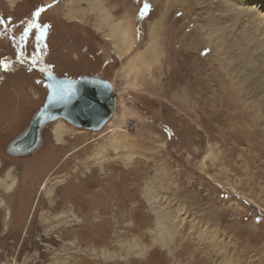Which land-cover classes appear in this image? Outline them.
<instances>
[{"label": "rangeland", "instance_id": "rangeland-1", "mask_svg": "<svg viewBox=\"0 0 264 264\" xmlns=\"http://www.w3.org/2000/svg\"><path fill=\"white\" fill-rule=\"evenodd\" d=\"M67 1L0 0V108L14 121L27 98L43 105L35 63L109 80L115 112L98 131L63 120L60 141L50 123L19 157L0 143V177L17 179L0 186V264H264V4L95 1L134 40L120 59L92 0L82 22ZM15 78L31 86L20 107Z\"/></svg>", "mask_w": 264, "mask_h": 264}, {"label": "water", "instance_id": "water-1", "mask_svg": "<svg viewBox=\"0 0 264 264\" xmlns=\"http://www.w3.org/2000/svg\"><path fill=\"white\" fill-rule=\"evenodd\" d=\"M47 96L44 104L34 114L27 128L8 145V152L25 155L34 152L42 143V128L57 119L71 125L98 131L115 112L112 84L98 75L77 78L57 76L50 69L44 70Z\"/></svg>", "mask_w": 264, "mask_h": 264}, {"label": "bare ground", "instance_id": "bare-ground-1", "mask_svg": "<svg viewBox=\"0 0 264 264\" xmlns=\"http://www.w3.org/2000/svg\"><path fill=\"white\" fill-rule=\"evenodd\" d=\"M10 4H13L14 5V3H15V0H7ZM80 0H68L67 1V4L69 5V7H70V10L66 13V16L67 17H69V18H73L74 20H76V21H78V22H82L85 18H86V14L85 13H87V11L85 12V11H83L84 9L83 8H81L80 7V5H79V2ZM91 0H88V2H90ZM95 1H98V0H92L91 1V3L92 4H94L95 3ZM250 1H254V0H250ZM258 2L261 4V5H263L264 4V0H258ZM97 3V2H96ZM101 3V2H100ZM150 3L151 4H155L156 5V3H157V0H150ZM222 3H223V1H219V2H217L216 4H215V6L216 7H220V6H222ZM91 4V5H92ZM71 5V6H70ZM102 4H99V2L95 5H93V7L91 6V8L92 9H90V11L91 10H98L97 12H96V15H98V16H102L103 17V19L100 21L99 20V18L98 19H96V20H98V22L96 23V28L97 29H101L102 28V24H103V22L104 23H107V24H109V25H111L113 28H112V34L110 35V36H107L106 37V39L108 40H111V38L110 37H115L116 39H115V43H121V45L123 46L120 50H119V53L120 54H118V56H119V58L120 59H122L123 58V53H125V52H127L128 51V49H130L132 46H133V43H134V40L130 37V35H129V32H128V27L127 28H125V26L124 25H122V21L120 22H116V23H114V22H112L111 21V18L109 17L110 16V14H109V16H108V12L106 11L105 12V9H103L104 7H103V5L101 6ZM90 6V5H89ZM166 6V5H165ZM181 7H183V9L185 10V11H187V9H186V7L184 6V5H180ZM258 6V5H257ZM77 7V8H76ZM80 9H82V10H80ZM169 9V7L167 6V9L165 8V10L167 11ZM259 9V8H258ZM86 10V9H85ZM104 11V12H103ZM102 12L104 13V14H102ZM247 12L248 11H244V12H239V13H237V15L236 14H234L233 12H232V10H230V11H227L225 14H223V19L224 20H228V19H230L231 20V18L232 19H236V18H238V17H241V16H247L248 14H247ZM249 13V12H248ZM251 13V12H250ZM164 14H165V12L163 13V17H164ZM252 14V13H251ZM258 14V13H257ZM256 14V15H257ZM260 14H262V13H260ZM248 17V16H247ZM96 18H97V16H96ZM259 20H261V22L264 24V17L263 18H259ZM261 24V23H260ZM262 24V25H263ZM248 25L251 27L252 26V21H250V20H248ZM202 32V31H201ZM210 43V42H209ZM130 47V48H129ZM57 75V74H56ZM58 76V75H57ZM47 96V95H46ZM45 100H46V97H45ZM45 102V101H44ZM44 104V103H43ZM39 108V107H38ZM38 111V110H37ZM36 111V112H37ZM35 112V113H36ZM243 116H246L245 114H242ZM33 118V117H32ZM64 119H57V120H55L54 122H50V123H53V128H52V131H53V134H54V137H55V139H57L58 141H60V140H62V138L66 135V134H68V133H72L73 132V130H74V128L73 127H69V126H67L65 123H64V121H63ZM110 120V119H109ZM108 120V121H109ZM50 123H48V124H50ZM69 123V122H68ZM108 123V122H107ZM106 123V124H107ZM48 124H46L43 128H42V130H41V135H42V132H43V130H44V128L48 125ZM70 124V123H69ZM105 124V125H106ZM111 124V123H110ZM109 124V125H110ZM105 125L101 128V129H103L104 127H105ZM82 129V128H81ZM93 131V130H92ZM118 151L120 150V147H118V148H116ZM16 180L17 179H15V176H12V174H11V172H10V170H8L7 172H6V174L3 176V177H0V186L3 188V189H5L6 191H10L11 189L13 190V188L15 187V185H16ZM55 183V182H54ZM48 186H46V190H47V192H49L50 190H51V188H47ZM4 204H5V201H3L1 198H0V207H2V206H4ZM8 214H10L9 212H8ZM57 218H58V220H63V219H65V218H67L68 216L67 215H65V214H61V215H57L56 216Z\"/></svg>", "mask_w": 264, "mask_h": 264}, {"label": "crops", "instance_id": "crops-1", "mask_svg": "<svg viewBox=\"0 0 264 264\" xmlns=\"http://www.w3.org/2000/svg\"><path fill=\"white\" fill-rule=\"evenodd\" d=\"M21 84H23V87H20ZM9 85L12 87L16 86V91H15L16 94L14 95H17L18 103H19V104L17 103V106L20 107L21 98H23V96L26 94V91H28L27 89L31 88V86L28 84L30 86L28 87L27 84L21 83L16 78L12 79V82H10ZM3 86H0V98L4 99L5 102H8L7 100L9 99L8 95L11 92L8 90V88L7 90H5V88H2ZM23 100L25 99L23 98ZM27 100H28L27 102L25 101V109L22 112V116L18 120L15 119L13 121V118H14L13 112H12V117L6 120L9 117V111H7L5 107L0 108V143H1V146H2V143H6L5 144L6 146L11 140L17 137L19 133H21L25 129L30 118L32 117L34 113V108L37 109L39 104L37 105L30 98H27ZM4 112H5V115H4ZM11 119H12V125L10 124Z\"/></svg>", "mask_w": 264, "mask_h": 264}, {"label": "flooded vegetation", "instance_id": "flooded-vegetation-1", "mask_svg": "<svg viewBox=\"0 0 264 264\" xmlns=\"http://www.w3.org/2000/svg\"><path fill=\"white\" fill-rule=\"evenodd\" d=\"M35 22V19H33V17L32 16H30V18H29V20H28V22H27V24L28 25H33V23ZM12 29L13 30H15L13 27H12ZM7 31H9L10 32V30L7 28ZM19 35H21V36H19ZM24 37H26V35L23 33V32H21V33H19V32H17L16 30H15V33H13V37H12V41H14L15 40V38H16V40L18 41V44H22V43H24L26 40H24ZM12 45H15V42L14 43H12ZM24 45V44H23ZM19 60V59H18ZM19 62H20V60H19ZM20 63H23V58H22V61L20 62ZM32 65H33V67L35 68V69H38L39 70V68H41L39 65H37V64H35V63H32ZM40 74H41V72H39ZM45 84H46V81H45ZM46 88H47V86H46ZM44 103V102H43ZM36 111V110H35ZM35 111H34V113H33V115H32V117L34 116V114H35ZM32 117L30 118V120H29V123H30V121H31V119H32ZM28 123V124H29ZM28 124H27V126H28ZM27 126L25 127V129L27 128ZM48 126V125H47ZM46 128V127H45ZM44 128V129H45ZM24 129V130H25ZM23 130V131H24ZM22 131V132H23ZM21 132V133H22ZM21 133H19V135L21 134ZM18 135V136H19ZM16 138V137H15ZM14 138V139H15ZM13 139V140H14ZM12 142V140L5 146V150H6V152L7 153H9L8 152V150H7V148H8V145L10 144ZM11 154V153H10ZM12 156H15V155H13V154H11ZM26 155V154H25ZM20 156H22V155H20ZM15 157H19V156H15ZM2 199V198H1Z\"/></svg>", "mask_w": 264, "mask_h": 264}, {"label": "snow or ice", "instance_id": "snow-or-ice-1", "mask_svg": "<svg viewBox=\"0 0 264 264\" xmlns=\"http://www.w3.org/2000/svg\"><path fill=\"white\" fill-rule=\"evenodd\" d=\"M147 7H148V5L146 4L145 9H147ZM37 15H38V13H37ZM29 27H31V25H29ZM25 35H27V29H25Z\"/></svg>", "mask_w": 264, "mask_h": 264}]
</instances>
